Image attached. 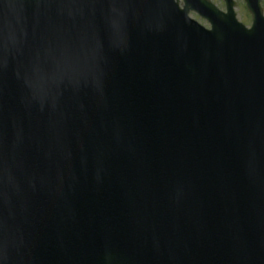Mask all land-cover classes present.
I'll use <instances>...</instances> for the list:
<instances>
[{
  "label": "water",
  "instance_id": "95a60500",
  "mask_svg": "<svg viewBox=\"0 0 264 264\" xmlns=\"http://www.w3.org/2000/svg\"><path fill=\"white\" fill-rule=\"evenodd\" d=\"M225 2L0 0V264H264V16Z\"/></svg>",
  "mask_w": 264,
  "mask_h": 264
},
{
  "label": "rangeland",
  "instance_id": "374dc122",
  "mask_svg": "<svg viewBox=\"0 0 264 264\" xmlns=\"http://www.w3.org/2000/svg\"><path fill=\"white\" fill-rule=\"evenodd\" d=\"M235 1L238 4L237 8H236V13H237L239 21L242 22L243 24H245L247 27H250L251 22H252L251 15L246 8L244 0H235ZM211 2L213 4H215L219 9L224 10V5L221 2V0H211ZM262 6H263V10H264V0L262 1ZM191 17L196 18V16H194L192 14H191ZM196 19H198V21L203 26L209 28V26L206 23H204L203 21H201L199 18H196Z\"/></svg>",
  "mask_w": 264,
  "mask_h": 264
}]
</instances>
